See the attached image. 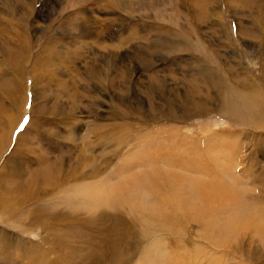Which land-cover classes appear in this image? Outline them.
I'll return each instance as SVG.
<instances>
[{"label": "rangeland", "instance_id": "obj_1", "mask_svg": "<svg viewBox=\"0 0 264 264\" xmlns=\"http://www.w3.org/2000/svg\"><path fill=\"white\" fill-rule=\"evenodd\" d=\"M110 1L0 0V264L237 261L233 201L189 181L264 221V132L219 113L264 95V0ZM132 154L202 172L117 178Z\"/></svg>", "mask_w": 264, "mask_h": 264}, {"label": "bare ground", "instance_id": "obj_2", "mask_svg": "<svg viewBox=\"0 0 264 264\" xmlns=\"http://www.w3.org/2000/svg\"><path fill=\"white\" fill-rule=\"evenodd\" d=\"M111 2H114V5L117 6V5L120 4L121 0H111L110 3ZM110 3H108V4H110ZM8 8H9V6H8ZM1 19L3 20V18L2 17L0 18V23L2 21ZM60 26H62V25H60ZM101 30H102V28H101ZM101 30H100V34L98 33L99 35H102V33H103V31H101ZM86 32H87V34L91 35V34H93L94 31L92 32L91 29L86 27ZM1 33H3V30L2 31L0 30V34ZM0 36L2 37L3 34H1ZM161 41H163V40H161ZM165 41H167V40H165ZM155 44H156V42H155ZM44 45H46V47H47V44H44ZM51 46H52V44H51ZM43 51H42V53H44ZM108 51H110V50H108ZM150 51H151V49H150ZM115 55H117V54H115ZM108 56H110V55H108ZM16 57H18V55ZM53 57H55V56H53ZM48 58H50V57H48ZM242 91H245V90H242ZM240 96H241V99H240L239 106L238 105H232L230 103H227V104L225 103L226 105H224V107L222 109H219V111L221 110L219 113L221 115H227L228 113H232L231 117H229V118L234 121L235 127L240 126V127H244V128H249V130L252 133L260 132V131L264 132V119L263 118L262 119L258 118L260 115H262V108H264V95L262 93H258V92L252 93L251 95H249L248 93L245 94V92H244V93H241ZM219 107H221V104H220ZM248 120L251 122L250 124H249ZM168 131L169 132L167 134V137H165V138L169 139L170 142H172L174 140L173 137L175 136L174 130L170 129ZM165 135H166V133H165ZM177 143H178L179 146H176L177 148L175 147L173 149L179 150V151H183L184 147L182 146L181 142L178 141ZM139 161H140V159H137L135 156H133V154L130 155V156L128 155V161L125 162L124 164H122L121 167L119 168V170L117 171V175H118L117 178L125 177V178H128V179H130L132 181V174L133 173L135 174L134 170H136V169L140 170V169H142L144 167L146 169L150 168V172L151 173H150L149 176H159V175L163 176L165 174L172 173V172H174L176 170H188V168L190 166L194 165V164H190L188 162L181 161L176 166H174L175 162L168 160L165 156H154L152 159H150L149 155H147V156H143L141 158V164H139ZM194 168H195V170L198 173L202 172V169H200L199 167H196L195 165H194ZM124 172H126V173L123 174ZM136 178H137V180L133 181L134 185L139 180L137 175H136ZM176 179L182 185H185L187 180H189V179H186L185 177H183V175H178L176 177ZM189 182L194 188H196L197 190H201L202 191L201 193H203L204 205H205L206 208L210 207V210H212V207H214V208L221 207L222 208V204L225 205V203H226L225 199H229L230 202L233 201L232 209L234 210V215H232L233 213H231V215H229L227 220L234 221V222L230 223V226H228V229H230L233 232L231 234L232 240L236 239L235 240V245L236 246L235 247L233 246L231 248V251L237 252V257L238 258H237V261H234V259H232V261H230L228 259L224 264H245V263H243L241 261L242 258L244 259L245 262H246V259L250 260V262L248 264H250V263L254 264V261L256 263H258V264H264V251H263L264 248H263V250L260 249V245L261 244L264 245V243H263V241L261 242L260 240L259 241L255 240V238H257V237H259V239L260 238H264V221H263V216L260 214L258 208L254 209L253 214H252L251 217H244L245 210L247 209V206L245 205L244 199H243L242 196H240V197H238L236 199L235 193H231L230 191H226L225 195H222V192L224 191V189L222 190L221 187L217 186L216 184H214L213 181L203 180V179L199 178V179H197L195 181H189ZM139 183H140V180H139ZM100 185H104L105 187L112 186L111 183H104L103 181L100 183V181H99V182H96V183H93V184L89 183V185L88 184L87 185H83L81 187V190L85 194V196L90 198L91 194H92L93 190L96 188V186H100ZM156 185L157 184H154L153 186H156ZM154 188H156V187H154ZM245 193H246V191H245ZM176 196H177V194L174 193L171 198L172 199H178L179 196H177V197ZM245 198L247 199L248 196L245 197ZM255 199L258 200L257 198H255ZM198 200H200V199H198ZM251 207L253 208V206H251ZM254 207H256V206H254ZM248 209H249V207H248ZM206 212H210V211L206 210ZM203 214H205V212ZM210 214H212V213H210ZM225 224L226 223H223L221 225L222 229L224 228ZM244 227L248 228L249 231H251V232L246 231V230H245V232L241 231V229L244 228ZM252 232H254V233H252ZM249 236H251L253 238V240ZM233 237H235V238H233ZM237 237H244V238H238L237 239ZM230 241L231 240H229V242ZM223 244L224 243H222L221 246ZM238 254H243V256L240 257ZM220 258H221V256H220ZM238 259H240V260H238ZM219 262H220V260H219ZM223 262H224V260L221 261V264Z\"/></svg>", "mask_w": 264, "mask_h": 264}]
</instances>
